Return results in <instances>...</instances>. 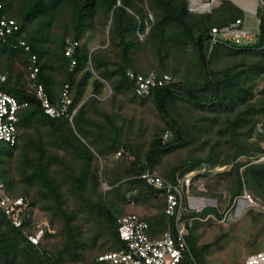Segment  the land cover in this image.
<instances>
[{
	"label": "trees",
	"instance_id": "1",
	"mask_svg": "<svg viewBox=\"0 0 264 264\" xmlns=\"http://www.w3.org/2000/svg\"><path fill=\"white\" fill-rule=\"evenodd\" d=\"M259 2L254 42L236 46L209 39L212 27L243 20L231 1L196 14L188 0H0V17L18 27L0 40V73L6 75L1 89L26 104L16 113V144H0L4 190L25 204L19 226L0 210V264H68L83 260L84 251L101 264L99 256L125 248L118 220L130 214L147 224L149 239L159 238L173 219L164 212V194L141 178L146 173L176 185L189 172L229 166L222 174L228 200L209 195L225 207L244 192L264 202V161L253 162L264 155V0ZM145 20L151 28L140 41ZM93 27L106 36L90 49L81 40ZM67 40L77 42L70 56ZM127 70L166 73L170 81L140 97ZM39 85L53 106L68 85L71 122L45 113L36 96ZM98 159L109 187L104 192ZM259 209L248 208L245 221L263 228ZM208 215L222 214L205 207L182 218L187 245L201 264H209L206 255L217 240L200 242L202 224L192 220ZM39 230L33 245L27 236Z\"/></svg>",
	"mask_w": 264,
	"mask_h": 264
},
{
	"label": "built area",
	"instance_id": "2",
	"mask_svg": "<svg viewBox=\"0 0 264 264\" xmlns=\"http://www.w3.org/2000/svg\"><path fill=\"white\" fill-rule=\"evenodd\" d=\"M150 14L147 17L149 18ZM147 22H144V32H138V39L141 41L147 34ZM18 29L16 23L12 19L0 17V40H4L13 31ZM209 39L211 44L228 43L236 46L249 44L255 40V35L246 27L245 22L237 19L228 25L222 27H212L209 31ZM67 47L65 56H70L77 46V42L70 40L66 41ZM19 46L23 47L24 51H28L24 41L19 42ZM31 72L29 77L34 79L38 69L35 66L36 58H31ZM74 62H71V66ZM126 76L134 81V92L137 96H148L153 88L166 85L170 81L168 74H156L154 72L148 75L135 74L132 70L126 71ZM6 81V75L0 73V144L7 143L14 146L18 139L16 128L17 110L26 104L19 105L17 100L5 93L1 89V85ZM36 96L41 101L45 113L50 117L65 116L70 122L74 111L69 113V105L71 103L68 95V85H65L61 93L59 104L51 105L45 95L42 86L36 87ZM257 131L262 132L257 126ZM166 137V135H165ZM260 159L264 160V155ZM147 185L151 186L165 196L164 212L168 217L173 219V227L171 230L164 232L157 239H149L146 230L147 224L140 221L135 215H126L118 220V236L125 243V248L103 254L97 258V262L101 264H180L184 258L192 259L191 252L185 240L186 224L183 221V214L191 208V199L187 193L190 187L189 179H185L179 184H172L164 178L146 173L142 177ZM246 202L252 200L247 195H243ZM23 200L12 199L4 190V183L0 178V210L4 215L11 220L14 226L20 225V213L24 209ZM43 231L39 230L34 235H28L29 242L36 245ZM242 264H264V250L249 254L245 257Z\"/></svg>",
	"mask_w": 264,
	"mask_h": 264
},
{
	"label": "rangeland",
	"instance_id": "3",
	"mask_svg": "<svg viewBox=\"0 0 264 264\" xmlns=\"http://www.w3.org/2000/svg\"><path fill=\"white\" fill-rule=\"evenodd\" d=\"M224 1H231L234 4L236 1H241V3L245 4L246 8L243 9L242 7H239L238 4L235 5L243 11V21L245 22L246 27L251 31L253 35H256L258 32V20L255 14L257 7L261 4L259 0H188V10L196 14L210 13ZM203 6H206V9L202 8ZM143 7L146 10V6L143 5ZM149 14L150 13L148 12V15ZM149 18L150 19L148 20H150L152 23L151 14ZM148 20H145V22H147L146 31H149V29L151 28V23ZM93 29L87 31L86 36H84L81 40L83 42L86 41V44L90 49L103 44L102 36H104L105 33L100 32L98 29L97 31L95 27H93ZM104 47H106V44L104 45ZM259 87H261V84H259L257 88ZM130 140H133V138L130 137ZM260 146L264 148V142H261ZM117 156H119L118 153L117 155H115V157ZM122 157L123 154L120 156V159L118 158V160H116L118 161L119 165H122ZM238 160L245 161V158L240 157ZM262 161L264 160L260 158L253 160V162L255 163ZM98 163L99 189L101 192H104L108 190L109 187L104 182V179L100 173L104 168L102 166L103 161L101 159H98ZM229 170V166H222L216 167L212 170L205 171L203 169L202 171L189 172L183 176V179L188 178L190 181V187L187 195L191 198L194 197L197 199V202L192 201L193 205L195 204L197 209L200 210L201 208L205 207H216L217 210L222 214L221 218L218 219H216L213 215H208L205 219L192 220L198 221L199 224H202V226L197 230L198 233H201L200 242H213L214 240H217L215 242L216 245L212 247L206 255V260L209 264H242L247 255L264 250V227L259 228L255 225L249 224L247 221H245L246 217L244 216L248 208H254L255 210H260L259 208H261L262 212L264 213V202L257 198H253V196H251L248 192H244L243 195H247L252 201H250L249 203L246 202L244 200L246 196L243 197L242 195L235 198L230 206L225 207V201L228 200V197L226 191L223 189V184L225 183V181L222 174L225 171L229 172ZM205 172H207L206 176L197 175L199 173L203 174ZM215 183L216 185L218 183V190L216 191L212 189V185H215ZM208 185L211 186L212 190L206 189ZM206 191L208 192V194ZM209 194L220 195L223 200L225 199V201H219L217 197H212ZM129 199L133 201L132 197H129ZM42 219L44 226L49 228V230L52 232L51 228L48 227L49 224L46 222L44 217ZM261 220H264V217L261 218ZM188 225L190 226L191 223H188ZM257 234L259 237L255 239L252 244H250L248 240H251V238L253 236H257ZM189 248L193 258L192 260H194L190 261V264H201L199 257L197 255H194L195 252L194 250H192L193 248L191 245H189ZM86 253L87 252L84 251L83 260L68 264H94L93 257H91L92 253L90 252L88 255H86Z\"/></svg>",
	"mask_w": 264,
	"mask_h": 264
},
{
	"label": "clouds",
	"instance_id": "4",
	"mask_svg": "<svg viewBox=\"0 0 264 264\" xmlns=\"http://www.w3.org/2000/svg\"><path fill=\"white\" fill-rule=\"evenodd\" d=\"M148 18V17H147ZM256 36V35H255ZM254 42V41H253ZM250 44V43H249ZM110 92V89L108 88V93ZM118 155H119V153H118ZM261 158V157H260ZM183 180H185V179H183ZM182 180V181H183ZM181 181V182H182ZM180 182V181H179ZM188 196V195H187ZM188 198H190L191 199V208L189 209V210H187V212H185V213H198V212H200L203 208H201L200 210L199 209H197L196 208V205H193V203H192V201H197V199L196 198H191L190 196H188ZM196 203V202H195ZM190 224V223H189ZM187 233V232H186ZM186 237V236H185Z\"/></svg>",
	"mask_w": 264,
	"mask_h": 264
},
{
	"label": "bare ground",
	"instance_id": "5",
	"mask_svg": "<svg viewBox=\"0 0 264 264\" xmlns=\"http://www.w3.org/2000/svg\"><path fill=\"white\" fill-rule=\"evenodd\" d=\"M234 2V1H233ZM236 4H238L240 7L242 8H246L245 4L241 3V1H236L235 2ZM202 8H205L206 9V6H203ZM194 202V201H193ZM197 202V201H196ZM195 205V204H194Z\"/></svg>",
	"mask_w": 264,
	"mask_h": 264
},
{
	"label": "crops",
	"instance_id": "6",
	"mask_svg": "<svg viewBox=\"0 0 264 264\" xmlns=\"http://www.w3.org/2000/svg\"><path fill=\"white\" fill-rule=\"evenodd\" d=\"M236 4V3H235ZM240 7V6H239ZM243 9V8H242Z\"/></svg>",
	"mask_w": 264,
	"mask_h": 264
}]
</instances>
